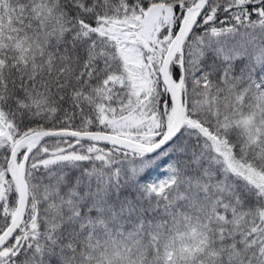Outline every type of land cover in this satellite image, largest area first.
<instances>
[{"label":"snow or ice","instance_id":"snow-or-ice-1","mask_svg":"<svg viewBox=\"0 0 264 264\" xmlns=\"http://www.w3.org/2000/svg\"><path fill=\"white\" fill-rule=\"evenodd\" d=\"M0 264H264V0H0Z\"/></svg>","mask_w":264,"mask_h":264}]
</instances>
